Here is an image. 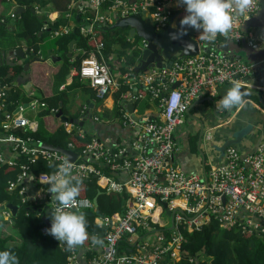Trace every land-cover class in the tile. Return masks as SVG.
<instances>
[{
    "label": "built area",
    "instance_id": "2783aa9c",
    "mask_svg": "<svg viewBox=\"0 0 264 264\" xmlns=\"http://www.w3.org/2000/svg\"><path fill=\"white\" fill-rule=\"evenodd\" d=\"M257 9H260L258 0L251 14L235 17L230 33L221 36L226 41L235 44L244 41L252 49H258L259 31L243 30L244 24L258 13ZM87 12L92 16H84ZM140 12L145 13L143 18L151 19L159 32L171 24L174 26L176 19L185 15L183 6L177 5L176 0H75L65 17L71 19L74 13L81 16L84 19L81 34L97 43L99 26H111L116 18ZM73 27L67 25L52 31L51 38L69 34ZM217 37L210 42L196 38L200 44L199 54L194 57L177 55L170 69L153 68L141 75L135 74L133 69L132 73L119 78L114 76L103 56L104 44L97 43L95 51L73 70L75 76L90 82L96 103L113 97L110 110L116 105L122 106L121 118H106V124L122 125L126 132L121 142L110 144L112 142L102 141L87 132L85 124L81 127L76 122L61 121L56 117L60 109H49L50 115L63 124L68 135L80 139L90 137L81 153L75 151L71 142L65 148L79 156L76 162H71L73 181L96 179L105 192H126L129 200L119 213L94 215L99 225L106 228L102 246L90 243L68 249L61 245L68 254V264H173L183 257L181 248L186 242L185 233L201 231L211 222H217L223 230L236 229L243 235L264 238V139L250 152L233 145L222 154L214 143L216 128H206L201 144V150L202 146L206 148L202 150L205 158L201 156L200 172L187 173L176 160L180 144L175 134L185 126L189 109L202 92L214 95L220 86H231L233 82L247 87L246 78L252 66L218 50L217 46L224 42L219 43ZM141 43L143 50L147 42L141 39ZM75 51L83 53L81 49ZM113 65L118 69L124 64L113 62ZM176 83L179 86L171 89ZM122 85H126L128 91L119 101L115 96ZM7 87L0 81V116ZM145 102L153 104L150 107L154 110H143L144 113L139 114L138 106ZM127 104L135 105V117L127 111ZM47 109L44 102L34 99L27 107L19 106L1 117V163L14 165L17 156L26 157L27 163H35L39 158H44L47 165L50 161L54 164L63 161L65 155L43 149V142L14 134L17 130L36 131L37 114ZM27 111L30 112L28 116L25 115ZM87 111L86 105L82 115ZM89 115L86 121L105 124V118ZM208 147L216 150L209 159ZM21 170L10 190L20 187L21 203L42 205L43 217L45 211L48 209L50 213L57 203L46 191L48 185L43 181L47 173L34 176L28 164L21 166ZM125 175L127 180L122 178ZM163 203L167 204L166 208ZM74 210L95 214L96 206L88 199L76 198ZM163 216L168 221H163ZM46 228L44 224L41 233L51 236L45 232ZM79 248L86 253H80ZM88 252L92 254L88 256Z\"/></svg>",
    "mask_w": 264,
    "mask_h": 264
},
{
    "label": "trees",
    "instance_id": "16d2710c",
    "mask_svg": "<svg viewBox=\"0 0 264 264\" xmlns=\"http://www.w3.org/2000/svg\"><path fill=\"white\" fill-rule=\"evenodd\" d=\"M75 0H0V81L8 86L5 90L4 108L0 116L11 113L19 106L31 103L34 99L44 102L47 110H40L37 114L38 129L36 131L17 130L16 136L32 141H41L56 147L67 148L68 143H73L76 152L81 153L90 137L80 139L71 136L61 123L50 115L49 109H62L67 115L66 104L67 94L72 91H80L88 96L87 104L95 101V90L90 86L88 80L79 76H74L72 83L67 84V76L74 69H78L82 60L94 52L97 43H103V56L107 59L112 73L119 78L120 75L132 73L138 59L142 53L141 39L137 36L130 38L127 30L115 29L103 33L96 29L97 43L90 41L89 37L81 34V26L84 19L73 14L71 19L65 17L68 7ZM18 7L25 8V12L16 15ZM30 8H35L37 14L43 16L39 19L37 14H33ZM48 13V14H47ZM185 14V13H184ZM14 15V16H13ZM183 15V14H182ZM83 16V15H82ZM84 16H92L87 12ZM15 17V30H10L3 23H11ZM74 26L69 34L55 38L52 46L44 44L45 39L54 30H59L63 26ZM46 28V29H45ZM39 33H42L39 36ZM187 33L192 38H198V33L188 29ZM31 38L25 42V40ZM76 41V49H81L83 53H78L74 58H68L70 43ZM219 43L226 39L219 35ZM25 46L27 51H33L48 58L51 53L58 52L60 61H48L45 64L35 65H55L57 69L45 76L42 70L35 72L32 67L33 79L28 92L13 85L14 79L19 75L21 68L12 67L3 61V54L9 50ZM75 52V51H74ZM56 54V53H55ZM113 62H123L122 68H115ZM35 73V75H34ZM66 85V86H65ZM65 86V89L62 87ZM34 90L40 92V98H36ZM128 91L126 85L116 93V100L121 99V95ZM97 102V101H95ZM62 104V106H60ZM145 104V103H144ZM81 109V108H80ZM80 109L76 115L68 118L77 119L82 115ZM122 106L116 105L110 112H98L101 118L120 119ZM188 147L191 153L198 154L199 131L189 132ZM2 150H0L1 152ZM28 164L34 176L41 173L51 174L56 169L49 168L44 158H39L35 163H27V158L17 156L14 165L0 162V207L3 205L19 206L17 216L13 217L9 210L0 211V250H9L18 257L19 264H68V254L61 249L62 243L51 236L41 233L44 227L42 221L43 206L34 204H22L18 198L20 187L10 190V185L18 181L21 174V166ZM80 193L77 198L94 201L97 199L98 207L102 215L110 216L122 211L128 203L129 196L126 192L122 194L105 192L96 179L80 181ZM4 213L9 215L5 218ZM85 215L87 220L88 239L83 246L91 243L93 237L103 240L106 228L101 227L96 216ZM186 242L183 243L181 252L183 257L173 264H264V238L257 236L243 235L236 229L223 230L217 222H211L203 227L201 231L185 233ZM92 252H88L90 256ZM192 260V261H191Z\"/></svg>",
    "mask_w": 264,
    "mask_h": 264
},
{
    "label": "crops",
    "instance_id": "0c3cea01",
    "mask_svg": "<svg viewBox=\"0 0 264 264\" xmlns=\"http://www.w3.org/2000/svg\"><path fill=\"white\" fill-rule=\"evenodd\" d=\"M262 8L263 7L260 6L258 13L251 20L247 21L243 26V30H246L248 28H253L259 31L261 37L260 39L261 43L259 48L252 49L247 44H235L234 42L229 41L228 56H230L231 58H237L238 56H240L242 58L241 61L252 66V72L246 78L247 87L242 88V91L249 93L250 92L258 93L264 101V8L263 9ZM15 17L13 18L11 23L8 24L6 23V24L10 26H14V23L16 21ZM75 52L73 53L72 56L73 58L75 56ZM54 54H55L53 55L54 57H60L57 51H55ZM39 56L41 57V55ZM56 69L57 67L55 65L52 66L51 64L35 65L33 67V70L35 72H39V70H42L45 76L47 77V79L50 76L49 74L54 72ZM70 75L71 78L70 79L67 78L66 85H70L72 83L73 77L75 76L73 71L71 72ZM65 86H63L62 88L65 89ZM229 87L230 86H220L214 95H211L209 92L206 91L202 92L199 99L196 100L191 105L190 107L191 109H189L190 115L192 117L189 115L187 116L186 124L185 126H183L186 132L179 131L180 129H182V127L179 128L178 131L176 132L175 136L180 144V150L177 153L176 160L177 162H179L183 171L187 173H196V172H200V170L202 169V158L200 153L196 155H192L188 147V142H189L188 138L190 135L189 132L200 131L199 122H196L195 120H193V118H203L209 130L211 128H216L215 131L213 132L216 135L215 136L216 139L214 143L218 147L222 146L223 143L228 138L236 139L234 134L243 129L244 130L247 129V131L250 132L240 137L239 143L234 145L235 147L241 149L243 152H250L254 150L258 145V143L264 139V109L261 107L260 100L255 95L252 94V95L244 96V99L246 101L244 106L240 108H234L231 114H229V111H224L223 109L218 107L219 99L225 94L226 90ZM19 88L23 89L24 92H28L30 85H25L24 87H19ZM80 98L88 100V96L83 94L71 97L72 100L76 99L78 101L80 100ZM67 101H70V99L67 98ZM113 101H114L113 97H108L103 103L95 102V106L93 107V109L89 110L90 114H92L94 110L96 111L98 106H99V110L101 109L100 112H105V111L106 113L110 112L111 111L110 109L112 108L113 105ZM87 103L88 102H86L82 106L81 105L78 106V109L81 108L80 112L85 108L86 105L89 107L90 104ZM91 104H94V101ZM214 105H216L217 107L216 117L213 115L212 112L214 109ZM150 106L152 107L153 104H150V102L149 103L145 102L143 110L153 111L154 108H151ZM69 112L71 113L72 116L76 115L77 113V111L74 110H70ZM201 115L204 116L201 117ZM56 122L60 123L58 120H56ZM88 122L90 124L89 128L86 127L84 129L90 134L97 136L102 141L112 142L110 144H114L115 142H121L122 141L121 138L126 135V132L122 127V125L106 124V118H105V124L102 122H92L90 120L86 121V123ZM190 126H192L191 131L189 130ZM204 149L206 148L202 146V150ZM122 178L124 180H127L128 176L125 175ZM34 191H36V189H34ZM78 250L80 253H86V251L81 248H79Z\"/></svg>",
    "mask_w": 264,
    "mask_h": 264
},
{
    "label": "water",
    "instance_id": "95a60500",
    "mask_svg": "<svg viewBox=\"0 0 264 264\" xmlns=\"http://www.w3.org/2000/svg\"><path fill=\"white\" fill-rule=\"evenodd\" d=\"M260 6L264 8V0H259ZM262 8V9H263ZM31 12L33 14H37V10L35 8H30ZM25 8L18 7L15 11V15H21L23 12H25ZM144 12H140L131 16L123 17V18H116L115 23L111 26L104 27L99 26V30L103 33H107L109 31H113L115 29H121V30H127L129 33V36L133 38L134 36H137L140 39H143L147 42V47L142 50L141 57L138 59V62L136 66L134 67V73L137 75H141L145 71H148L149 69L153 68H167L170 69L173 61L175 60L177 55H180L182 57H194L199 54L200 52V44L199 42L188 35L187 31L184 32L181 29L180 26V19H176L174 26L171 24L167 29L163 31H156L155 26L153 25L151 19L149 17L143 18ZM39 19H42L43 16L41 14H37ZM2 26L7 27L10 30H14V26L7 25L3 22H1ZM188 30V29H187ZM42 33H39V36H41ZM31 38L28 37L26 41H28ZM229 41L225 42L224 44H219L217 46L218 50L228 53ZM241 44H246L244 41L241 42ZM76 41L73 40L70 45L68 52L66 53L68 58H72L73 53L76 49ZM204 51L208 52L209 50L204 49ZM236 59L242 60L240 56H238ZM61 57H54L52 55L48 56V58L40 57L39 54L33 52V51H27L24 49V47H19L13 50H9L7 52H4L3 54V61L5 64L10 65L12 67H20L21 71L19 75L14 79L13 85L15 87H24L25 85H30L32 81V67L34 64H45L48 61L56 62L60 61ZM68 79L71 78V75L69 74L67 76ZM179 86V83H176L172 86L171 89H175ZM246 95H255L259 100L261 107L264 109V101L261 98V96L258 93L255 92H245ZM28 104H25L24 106L27 107ZM62 106V104L60 105ZM94 104L89 105V110L93 109ZM127 111L132 114L135 109L134 104H127L126 106ZM191 109V108H190ZM216 105H214L213 109V115L216 117ZM234 108L229 111V114L233 112ZM90 112L87 111L85 115H81L80 119L81 121L78 122V119H70L65 114L64 111L60 108L57 118H59L63 122H76L79 124V126L83 127L86 123L87 117H90ZM188 115H190V110L188 112ZM135 117V116H134ZM192 117V116H191ZM196 122H199L200 124V131H199V141H198V149L200 155L204 157L203 151L201 150V144L203 140V134L204 130L207 128L205 121L203 118H193ZM189 130H192V126H190ZM250 132V131H249ZM247 129L240 130L239 132L235 133L234 136L236 139L228 138L222 146L218 147V151L220 153H224L230 146H233L240 141V137L243 135H246L249 133ZM230 137V136H229ZM42 148L51 152H59L62 153L65 156H68L70 158V162H76L79 158L78 154L75 152H72L71 150H67L62 147H56L48 143L42 144ZM94 205L96 206L95 214L93 213H85L89 216H102L101 211L98 207V201L97 199H94ZM164 207H167L166 203H163ZM5 210H9L13 217L17 216L19 211V206L15 205H3L0 207V211L3 212ZM49 213V210L47 209L45 211V215L42 217L43 223L50 227V220L47 218V214ZM167 215H170V212L167 211Z\"/></svg>",
    "mask_w": 264,
    "mask_h": 264
},
{
    "label": "clouds",
    "instance_id": "9594fccd",
    "mask_svg": "<svg viewBox=\"0 0 264 264\" xmlns=\"http://www.w3.org/2000/svg\"><path fill=\"white\" fill-rule=\"evenodd\" d=\"M176 3L182 5L185 11L180 19L181 29L184 32L192 29L198 33L200 40L210 42L217 35H228L235 17L251 14L257 0H176ZM245 95L241 84L233 82L219 99L218 107L224 111L243 107ZM47 166L56 170L47 174L43 182L48 185L46 191L51 194V200L57 203L51 208L48 217L50 227L45 232L68 249L82 246L89 236L87 220L83 213L74 210L81 182L73 181L72 164L68 156L59 164L50 161ZM91 243L102 246L103 240L93 237ZM0 264H19V260L15 253L7 249L0 250Z\"/></svg>",
    "mask_w": 264,
    "mask_h": 264
},
{
    "label": "rangeland",
    "instance_id": "374dc122",
    "mask_svg": "<svg viewBox=\"0 0 264 264\" xmlns=\"http://www.w3.org/2000/svg\"><path fill=\"white\" fill-rule=\"evenodd\" d=\"M136 36H134L133 38H135ZM131 38V37H130ZM132 39V38H131ZM54 41H55V38H51L50 36L48 37V38H46L45 39V42H44V44L46 45V46H52L53 44H54ZM50 55H55V54H53V53H51ZM77 55V52H75V56ZM41 57H44L43 55L41 56ZM40 92H37V91H35L34 90V94H35V96H36V98H40V94H39ZM76 95H82V93L80 92V91H72L70 94H67V98L68 99H70V101H68V103L66 104V110H67V115L69 116V117H71L72 115H71V113L69 112L70 110H74V111H78L79 109H78V106L79 105H84L86 102H87V100H85V99H83V98H80V100L78 101V100H76V99H71V97L72 96H76ZM143 108H144V104L143 103H141V104H139V106H138V109H139V114H143L144 113V111H143ZM99 110V106H98V108L96 109V111L94 110V112L92 113V115L93 116H98V111ZM30 114V112L29 111H27V112H25V115L26 116H28ZM204 116V115H203ZM202 115H201V117H203ZM34 116L32 115L31 116V118H33ZM89 126H90V124H89V122L88 123H86V126H84V128H89ZM180 132H186L185 131V128H183L182 127V129H180L179 130ZM217 132H219V131H217ZM191 153V152H190ZM206 153V152H205ZM215 153H216V150H215V148L214 147H208V150H207V159H209V158H211L213 155H215ZM192 155H196V154H194V153H191ZM3 216H5V218H9L8 217V215L6 214V213H4V215ZM162 220L163 221H168L167 220V218L165 217V216H163L162 217ZM152 238V237H151Z\"/></svg>",
    "mask_w": 264,
    "mask_h": 264
}]
</instances>
